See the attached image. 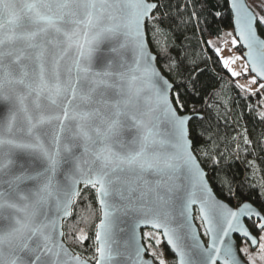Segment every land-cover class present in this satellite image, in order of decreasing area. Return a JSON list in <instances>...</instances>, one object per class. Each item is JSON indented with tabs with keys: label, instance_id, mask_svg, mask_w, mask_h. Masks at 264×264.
Segmentation results:
<instances>
[{
	"label": "snow or ice",
	"instance_id": "6c2138e0",
	"mask_svg": "<svg viewBox=\"0 0 264 264\" xmlns=\"http://www.w3.org/2000/svg\"><path fill=\"white\" fill-rule=\"evenodd\" d=\"M171 7L165 0H0V264H168L163 251L151 252L154 262L143 259L140 225L160 233L149 234L157 246L163 236L178 257L173 264H264V183L248 184L259 191V208L241 202L234 210L213 195L201 166H228L249 154L253 140L245 129L229 155L218 151L210 126L200 131L210 114L188 108L171 77L187 73L180 87L194 92L203 69L172 56L164 27L177 24ZM231 8L239 39L226 35L248 50L242 70L232 68L242 57L226 59L212 40L203 43L232 77L255 73L256 85L264 81L257 35L264 15L239 0ZM189 24L200 26L195 9L177 26ZM235 87L259 93L264 106V82ZM257 115L264 121V111ZM205 133L207 149L197 146ZM246 163L255 179L259 165ZM85 190L101 213L91 258L64 241L74 206L91 208ZM195 204L207 246L192 223ZM118 212L132 217L123 246L113 233ZM81 222L77 213L68 233L80 245L88 239L75 226Z\"/></svg>",
	"mask_w": 264,
	"mask_h": 264
},
{
	"label": "trees",
	"instance_id": "16d2710c",
	"mask_svg": "<svg viewBox=\"0 0 264 264\" xmlns=\"http://www.w3.org/2000/svg\"><path fill=\"white\" fill-rule=\"evenodd\" d=\"M165 2L171 3V11L178 18L176 25L164 26L168 42L171 45L172 56L177 61L195 60L203 69V72L197 77L201 81V86L194 92L180 87L187 73L171 77L183 93L188 108L207 109L210 114L211 120L208 121L206 117L204 127L200 131L204 132L205 128L210 126L213 141L219 146L218 151H225L229 155L234 146L242 142V137L241 139L235 138L240 137L245 129H247L248 138L253 140L249 154L245 156L241 152L240 159L234 160L228 166L216 169L210 163L202 164L208 171L210 181L219 197L235 206L248 201L259 208V191L256 188H249L248 184L264 183V147L258 143L264 139V121L259 120L257 115L259 111H264V106L260 104L262 97L259 93L256 96H251L235 87L234 78L223 68L222 63L218 62V56L214 51L203 43V39L210 40L213 37H219L226 29L233 28V13L229 0H190V3L189 0H165ZM186 4L189 6L185 7ZM193 9L199 17L200 26L194 27L191 24L186 27L177 26L179 20H186L188 13ZM217 12L221 15L216 16ZM258 30L264 37V30ZM236 47L241 54L244 53L240 43ZM249 73L252 74L250 70ZM249 107L253 110L249 111ZM207 135L208 133H205V137L200 139L198 147L205 149L211 147L206 139ZM241 146L243 147V145ZM248 160H255L259 165L255 179H253L252 170L247 166ZM211 177L215 179H211ZM226 182L237 191L238 199L227 196V189L224 186ZM82 195H87L91 208H86L83 202H79V207L74 206L73 217L65 221L64 239L76 253L91 258L95 255V232L100 220V210L94 192L85 190ZM77 213L82 214L84 222L75 226L82 228L88 237L82 245L73 243L68 235L71 226L75 224ZM196 220L203 234L204 228L198 214H196ZM238 241L240 243V239ZM152 242L154 243L153 240Z\"/></svg>",
	"mask_w": 264,
	"mask_h": 264
},
{
	"label": "water",
	"instance_id": "95a60500",
	"mask_svg": "<svg viewBox=\"0 0 264 264\" xmlns=\"http://www.w3.org/2000/svg\"><path fill=\"white\" fill-rule=\"evenodd\" d=\"M231 2H232V0H229L230 8H231ZM239 2L241 4L246 5L251 11L255 12L250 7V5L248 4V1L247 0H239ZM231 10H232V13H233V28L235 29V11L232 8H231ZM235 35H236L237 39H239L238 34H237L236 31H235ZM257 35L260 37V39L264 40V37L259 33V30L257 31ZM240 44L242 45V47L244 49L243 55H244V58H245V60L247 62V51L248 50H247L246 47L243 46L242 43H240ZM249 68H250V66H249ZM250 72H251V70H250ZM251 73H252V75L255 76V73H253V72H251ZM262 82H264V81H262ZM0 107H3V105H0ZM161 130L163 131V128ZM201 166L204 167L203 164ZM204 169H205V167H204ZM205 171L208 172L206 169H205ZM208 175H209V173H208ZM208 182H209V186L212 188L213 195H215L217 199L222 200V202L228 203L229 206L232 207L235 210L237 206H235V205L229 203L228 201L222 199L221 197H219V195L216 193V191H215V189H214V187H213L210 179H209ZM246 202H248V201H246ZM249 203H251V202H249ZM255 207H257V206H255ZM196 214H198L199 217L201 215V213L199 212V204H195V205L192 206V216H193L192 223H193L194 227L196 228L197 233L200 236L201 241L204 243L205 246H207V244L209 243V237L207 236V238L205 239V237L203 236L202 231H201V228H200V226H199V224H198V222L196 220ZM100 218H101V213H100ZM99 222H100V220H99ZM99 222H98V224H99ZM245 223L247 224V221H245ZM131 225H132V217L130 215H124L122 212H118L116 214V220H115V223H114L113 233H114V239L117 241V244L118 245L123 246L124 243L128 240V237H129V234H130V227H131ZM145 229H153L155 231H157V230L154 229V228H152L151 226H145V225H140V226H138L136 228V234H137L138 242L146 249L145 252L143 253V259L145 261H153L154 262V258L149 254L148 249H147V245H146V243L144 241L143 232H144ZM96 230H97V228H96ZM238 239H240V237L237 234H233V240L237 244H239ZM64 241H65V239H64ZM65 243L69 247L70 250L74 251L66 241H65ZM169 248H170V246H169ZM77 254H79V253H77ZM79 255L82 258H86V257L82 256L81 254H79ZM238 255L241 258H244L241 252H239ZM175 258H176V261H178V257L176 256V254H175ZM92 264H94V262H92Z\"/></svg>",
	"mask_w": 264,
	"mask_h": 264
},
{
	"label": "rangeland",
	"instance_id": "374dc122",
	"mask_svg": "<svg viewBox=\"0 0 264 264\" xmlns=\"http://www.w3.org/2000/svg\"><path fill=\"white\" fill-rule=\"evenodd\" d=\"M247 1H248V4L250 5V7L256 13H259L260 15H264V10H262V9H264V0H247ZM226 33H231L232 36L236 37L234 28H230V29H226L221 36L213 37L210 40L213 41V43L215 44L216 47H219L222 49L221 55H223L226 59H231V58L237 57V56L242 57V59L236 60L235 63L232 65V68L235 71H241L243 65L246 63V60L244 58V55L238 51L237 47L231 45V43H230L231 37L227 36ZM225 39H227L229 41V43L225 44L224 43ZM253 76L254 75L248 73L246 77H243V75H242L240 77H233V78H234L236 84L239 83V84L245 85V87H252L253 89H256L260 82L258 81L256 85H250V79ZM149 234L160 235V233H158L157 231H155L153 229H145L144 230V232H143L144 241L147 245V249H148L149 254L151 255L152 251H157L158 253L160 251H163L164 259L168 262V264H173V261L175 259V254L170 250V248L167 245L166 241L164 240L163 236L161 235V241H162L161 244L159 246H157L155 244V239L149 238ZM204 237H205V239L207 238V236H204ZM152 240L154 241V243L152 242ZM241 247H243V245H241ZM249 250L253 254H255V252H256V250L253 249L251 247V245H249ZM242 255L244 257L243 253H242ZM257 264H261L259 259H257Z\"/></svg>",
	"mask_w": 264,
	"mask_h": 264
},
{
	"label": "built area",
	"instance_id": "2783aa9c",
	"mask_svg": "<svg viewBox=\"0 0 264 264\" xmlns=\"http://www.w3.org/2000/svg\"><path fill=\"white\" fill-rule=\"evenodd\" d=\"M247 75H243V77H246Z\"/></svg>",
	"mask_w": 264,
	"mask_h": 264
}]
</instances>
